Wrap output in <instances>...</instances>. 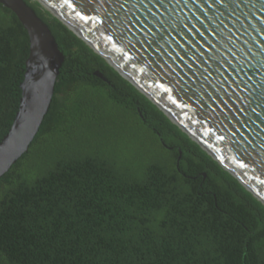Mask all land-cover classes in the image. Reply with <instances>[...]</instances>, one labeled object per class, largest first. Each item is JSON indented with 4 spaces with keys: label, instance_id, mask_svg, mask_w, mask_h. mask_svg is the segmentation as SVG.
<instances>
[{
    "label": "trees",
    "instance_id": "obj_1",
    "mask_svg": "<svg viewBox=\"0 0 264 264\" xmlns=\"http://www.w3.org/2000/svg\"><path fill=\"white\" fill-rule=\"evenodd\" d=\"M24 1L64 61L38 132L0 178V264H264V205L62 22ZM28 47L0 4V140ZM132 122L154 157L133 172L102 149ZM36 145L44 161L21 170Z\"/></svg>",
    "mask_w": 264,
    "mask_h": 264
},
{
    "label": "water",
    "instance_id": "obj_2",
    "mask_svg": "<svg viewBox=\"0 0 264 264\" xmlns=\"http://www.w3.org/2000/svg\"><path fill=\"white\" fill-rule=\"evenodd\" d=\"M35 1L264 205V0ZM0 4L29 44L1 178L38 132L64 55L24 0Z\"/></svg>",
    "mask_w": 264,
    "mask_h": 264
},
{
    "label": "rangeland",
    "instance_id": "obj_3",
    "mask_svg": "<svg viewBox=\"0 0 264 264\" xmlns=\"http://www.w3.org/2000/svg\"><path fill=\"white\" fill-rule=\"evenodd\" d=\"M109 110V107H106ZM115 115H122L123 110H111ZM117 132L112 133L107 137V143L102 146V149L106 152L115 154V158L120 163L128 166V170H138L139 165L145 161L153 160L151 150L148 140L143 139L137 130L133 122L124 127V130H116ZM46 136V135H45ZM45 146V143H41L39 148ZM38 146L36 145L31 149L30 152H37L36 156L32 157L29 154L27 157L21 161V170H32L36 164H39L42 157L38 156ZM44 161V160H43ZM35 164V165H34Z\"/></svg>",
    "mask_w": 264,
    "mask_h": 264
}]
</instances>
